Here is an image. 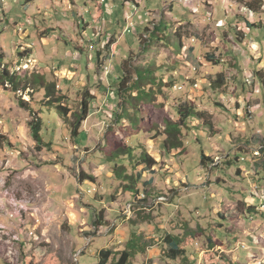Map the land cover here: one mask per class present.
<instances>
[{"label":"rangeland","instance_id":"1","mask_svg":"<svg viewBox=\"0 0 264 264\" xmlns=\"http://www.w3.org/2000/svg\"><path fill=\"white\" fill-rule=\"evenodd\" d=\"M67 1L5 0L0 9V72L7 67L24 79L14 91L0 77V264H96L101 249L114 251L107 264H115L133 233L148 245L128 264H202L207 244L200 232L224 242L216 223L235 224L241 214H257L264 197V82L257 75L253 86L251 77L244 100L230 90L219 50L232 46L213 44L215 18L227 25L221 0H212L213 15L205 13L203 0H189L191 9L186 0H129L113 16L105 11L95 19L83 9L85 0H73L78 10ZM196 4L200 10L193 13ZM155 25L160 38L150 40L142 30ZM107 29L118 44L98 45L97 35ZM246 47L239 44L241 50ZM206 53H213L220 66L207 63ZM124 60L125 65H150L155 84L146 90H154L151 100L122 103L115 79ZM105 67L111 73L105 74ZM218 72L227 74L221 85L214 83ZM36 74L54 83L55 97H65L70 109L65 119L33 82ZM84 97L88 116L73 137L72 113L80 111ZM19 98L29 110L19 106ZM182 102L207 112L213 127L188 120L181 127V145L164 148L165 121H177L175 107ZM31 110L49 143L41 150L26 124ZM141 146L158 162L150 171L138 164ZM202 153L212 162L202 165ZM137 173L141 183L152 180L145 192L139 184L141 202L124 189V176L135 179ZM87 176L93 180H82ZM99 214L102 224L95 226ZM185 225L198 237L184 257L171 261L163 254L162 239L182 234ZM259 259L262 264L264 251Z\"/></svg>","mask_w":264,"mask_h":264},{"label":"trees","instance_id":"2","mask_svg":"<svg viewBox=\"0 0 264 264\" xmlns=\"http://www.w3.org/2000/svg\"><path fill=\"white\" fill-rule=\"evenodd\" d=\"M236 2H240V0H234ZM245 1V7L252 12H259L263 5V0H242ZM142 31L146 32L147 38L150 40L152 38H160L157 37V33H159L158 26L155 25L153 29L145 27ZM42 37L43 33L41 34ZM141 36V35H140ZM30 48H26V50ZM100 50L97 51V53ZM18 54H22L18 52ZM129 60V59H128ZM128 60H124L121 68H120V76H117L115 79V85L117 94L122 100V103H127L128 101H132L139 99V101L151 100L152 94L149 91L153 92V89H147L146 87L149 85L155 84V79L153 77V71L150 68V65L147 68H143L138 65H125ZM204 60L211 65H220L221 61L215 57L213 53H206L204 55ZM1 64V63H0ZM2 65V64H1ZM132 71V72H131ZM135 73V77L132 78L131 73ZM38 75V74H36ZM0 77L2 78L3 84H9L10 88L14 91H18L22 82H24L23 78L18 77L14 73H10V70L7 67H3L0 72ZM225 79V75L223 73H218L214 80V83L222 84ZM43 79L38 75L37 78L33 79L34 83H38L42 89L45 90V96L47 97V102L49 104H55L54 108L56 109L59 116L62 118H66L70 113L69 107H67L62 101L64 96L55 97L54 96V83L48 81H42ZM85 94V93H84ZM18 104L20 107L29 110L30 108L27 105V102L22 100V98L18 99ZM89 105L88 101L84 97L81 102L80 111L73 112V120L70 123V133L73 137L78 135V129L81 127V124L88 116ZM32 111V110H31ZM123 111V110H122ZM177 121L167 120L165 121V130L168 133V137L166 140L162 141L164 148L170 147L177 148L181 145L180 136H181V127L187 126L186 123L188 120H196L202 127L211 129L213 127L212 122L210 120V115L202 110L196 109L195 105L191 102H182L176 105L175 107ZM30 119L27 120L26 124L30 128L32 132V136L34 141L36 142L37 150H41V146H49V143L45 144L44 140L41 136L42 130V122L37 113L30 114ZM119 118L120 116L117 115ZM4 139V136L0 133V140ZM169 141V142H168ZM125 146L124 142H120V147L123 148ZM141 155L138 164L144 165L145 171H150L154 166L158 164L157 161L151 157L147 151L140 147ZM119 154H124V151H120ZM202 160L201 164H206L207 161L212 162V158L210 156H206L204 153L201 154ZM255 165H251V168L254 169ZM137 178L133 179L130 176H124L126 182L124 183L125 191L132 194V197L137 202H141L138 199L139 196V184H141L142 190L145 192V188L151 185L152 180L139 182L141 178V173H137ZM90 179L93 180L92 176L83 177L82 180ZM227 216L234 217L235 212L227 211ZM102 215L99 214L95 221V226H99L102 224L100 219ZM219 217L224 219V215L219 213ZM203 236H205V242L207 244V249L202 254V264H236L230 260V258L224 254L219 248L221 246V241L210 234H206V232H200ZM198 237L197 230H192L188 225H185L184 232L182 234H166L162 239L163 244V254L164 256L174 261L179 257H184L188 251V249L195 244L196 239ZM144 238L138 234L133 233L131 238L126 242V247L118 253V259L115 264H128L129 260L137 255L146 251L147 245L144 241ZM114 254V251L110 249H101L98 252V261L96 264H107L110 257Z\"/></svg>","mask_w":264,"mask_h":264},{"label":"crops","instance_id":"3","mask_svg":"<svg viewBox=\"0 0 264 264\" xmlns=\"http://www.w3.org/2000/svg\"><path fill=\"white\" fill-rule=\"evenodd\" d=\"M28 1L29 0H25V2ZM44 1L48 0H43V2ZM124 1L129 2V0H104L103 2H101L100 0H85L83 9L89 13L92 19H95V16L105 15V11L106 13H109L110 16H113L115 14V9H118L120 6L122 8L124 7ZM58 2L59 1H57V4ZM199 3L204 4L203 7L205 8L206 14H214L215 9L213 7L212 0H203V2L200 1ZM221 3L223 10H225L224 12L226 14L225 18L227 19V25L221 28H212L213 32L216 34H214L216 36V41L213 44L215 45V47H221L223 43H230L232 46V50L225 51L221 50L222 48L219 50L224 53V59L222 61L227 62V64L225 65L228 67L229 75H227L226 72L218 73H223L227 75V77L231 78V82L229 83L230 90H232L233 92H237L235 97L244 100L242 93L249 92L248 89L251 85L249 84L251 82V77L253 86L255 84L254 78L257 75L260 77L261 83L264 82V33L260 31L264 28V0L262 8L259 12H252L251 10L247 9L245 7V1L242 0H240V2H236L234 0H221ZM67 4L72 5V8L74 7L76 10H78V6L74 4L73 0L67 1ZM183 4L185 6L190 5L191 9V1H183ZM232 4L236 5L237 8L235 10L232 9ZM230 5L231 7H229ZM5 6V0H0V9L3 10ZM200 6L198 5L199 10ZM47 7L51 8V5L48 4ZM171 10L173 11V8ZM171 13L172 12H170L169 14L171 15ZM255 13H258L257 17H255ZM215 19H221V17H217ZM185 22L186 21L182 20L179 24H183ZM215 30H217L218 33H216ZM252 30H256L254 34L256 35V37L263 38L261 40L258 38H254ZM27 32L21 33V36L26 35ZM123 32L124 31H122V33ZM110 40L114 41L112 42V45L118 44L119 42V39H117L116 42L115 34L108 32V29L105 31L101 30V32L96 37V42L98 43V45H100L101 43L103 45H107V42H110ZM41 41L46 42V39L41 36ZM239 44H246L247 47L245 48V50H241L239 48ZM250 63H253L252 68H248ZM115 77L116 75L114 74L112 78L115 79ZM107 86H109L107 85V83L106 85L103 84L101 86V90H103V92H105L104 90L107 91ZM246 105L247 104H245L244 106ZM248 108V112H250L251 114L250 118H252L253 113L250 110V106H248ZM259 204L260 206L256 207L258 211L257 214L250 212V216L246 217L241 214L240 218L236 219L235 224H233L232 221L216 223L218 228H220L218 229V232H222L224 235L223 237L226 239L224 242L220 239L219 240L222 242V244H225V242L227 241V245H229L230 243V247L226 248L224 246L223 250L221 248V244V251H224V253L230 258V260L236 264L261 263V260L259 258L262 256V252L264 251V201L259 202ZM247 206L252 205L248 204ZM239 248H242L243 251H238ZM262 264H264V262H262Z\"/></svg>","mask_w":264,"mask_h":264},{"label":"built area","instance_id":"4","mask_svg":"<svg viewBox=\"0 0 264 264\" xmlns=\"http://www.w3.org/2000/svg\"><path fill=\"white\" fill-rule=\"evenodd\" d=\"M101 2H103L104 0H100ZM193 13L198 12V4H196L195 6H193L192 10ZM205 20V19H204ZM207 20H211V17H207ZM214 25L216 27H223L224 26V21L222 19H218V20H214ZM125 30L130 33L131 32V22L126 26ZM111 73V69L108 67H105V74H109ZM264 200V197L262 196L259 201L262 202ZM263 205V204H262ZM261 205V206H262Z\"/></svg>","mask_w":264,"mask_h":264},{"label":"bare ground","instance_id":"5","mask_svg":"<svg viewBox=\"0 0 264 264\" xmlns=\"http://www.w3.org/2000/svg\"><path fill=\"white\" fill-rule=\"evenodd\" d=\"M134 1H135V0H134ZM134 1H133V2H134ZM133 2H132V3H133ZM135 3H136V2H135ZM132 5H133V4H132Z\"/></svg>","mask_w":264,"mask_h":264}]
</instances>
